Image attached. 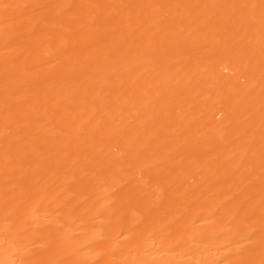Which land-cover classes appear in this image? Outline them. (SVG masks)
<instances>
[{
    "label": "bare ground",
    "instance_id": "obj_1",
    "mask_svg": "<svg viewBox=\"0 0 264 264\" xmlns=\"http://www.w3.org/2000/svg\"><path fill=\"white\" fill-rule=\"evenodd\" d=\"M0 264H264V0H0Z\"/></svg>",
    "mask_w": 264,
    "mask_h": 264
}]
</instances>
